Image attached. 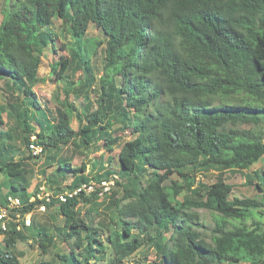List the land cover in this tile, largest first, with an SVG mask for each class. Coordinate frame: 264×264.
Masks as SVG:
<instances>
[{"label":"trees","instance_id":"obj_1","mask_svg":"<svg viewBox=\"0 0 264 264\" xmlns=\"http://www.w3.org/2000/svg\"><path fill=\"white\" fill-rule=\"evenodd\" d=\"M91 26L99 39L87 36ZM60 34L68 43L58 44ZM91 46L102 48L99 68L87 55ZM45 49L58 54L50 66L62 87L52 103H40L33 92L46 81ZM0 81L10 95L0 106V141L11 139L2 130L7 107L25 149L0 144V207L8 196L21 200L0 230V264H20L14 251L26 233L40 255L57 235L73 241L78 254L60 256L67 264H122L144 246L157 264H264V231L236 225L264 208V172L253 175L254 196H235L221 178L264 157L262 138L236 129L264 124V0H0ZM60 93L78 97L79 108ZM31 137L40 155L28 150ZM98 141L107 152L118 149L100 176L122 192L112 204L117 225L105 237L75 210L80 199L90 202L82 191L57 199L69 171L67 188L88 183L82 164L71 169L61 160L42 172L44 192H28L22 169L24 151L31 160ZM210 171L218 172L216 181L197 194L195 177ZM40 206L62 220L57 235L31 220L24 225ZM191 207L218 216L208 243L196 214L184 212Z\"/></svg>","mask_w":264,"mask_h":264},{"label":"rangeland","instance_id":"obj_2","mask_svg":"<svg viewBox=\"0 0 264 264\" xmlns=\"http://www.w3.org/2000/svg\"><path fill=\"white\" fill-rule=\"evenodd\" d=\"M53 25L57 28L59 27V22L53 20ZM87 36L90 40L99 39L100 36L96 30L91 26L88 29ZM68 39L60 34L58 39V44L62 45L68 43ZM62 53V52H60ZM59 53V54H60ZM88 57L92 60L95 67L102 65V48L91 46L87 51ZM42 64L40 67V73L45 75V83L38 84L33 88V92L38 97L40 103L53 102V97L57 93L59 94V88L62 86L57 84L54 81V75L51 74V66L58 61V54L52 53L49 49L44 50V56L41 58ZM94 74L97 76L98 71H95ZM97 79V77H96ZM58 85V86H57ZM63 95V94H62ZM4 98H10L9 90L6 88L5 81H0V106L3 105ZM64 99L67 103H72L78 109L81 103V100L78 97H74L72 94H69L68 98H64L60 93V100ZM5 107V105H3ZM9 109L6 107L5 112L2 115L3 126L2 130L10 131L11 139L8 141L6 139L0 141L6 145L14 146L21 150L24 149L22 143L23 134L20 130L15 128V122L13 119L8 117L6 111ZM73 128L76 127L74 120L70 124ZM239 131H250L256 136L262 138L264 142V124H246L236 126ZM235 129V128H233ZM33 137L30 138V140ZM22 156L23 161V177L29 184L28 192L37 190L45 191L46 186H43L42 183L43 175L42 172L50 173L57 161L68 160L71 169H76L81 166H84V172L82 176L87 179V184L81 185V191L86 197H88L90 202H83L79 200V204L75 207V210L78 212V215L83 219L87 224L90 223L93 227H97L101 231V236L105 237L108 230L114 229L117 225V216L114 212L113 207V198H120L122 196L121 189L114 186V182L106 181L102 178L104 171L107 169V160L109 156L117 155L118 149H114L113 152H107L106 149L102 146V142L98 141L96 144L92 145L88 150H79L77 151L73 148V144L68 146L60 147V150L56 153L44 152L42 156H39L38 159L28 160L26 157L28 153L24 151ZM18 158L14 157V160ZM51 166L50 168H47ZM257 171L264 172V157L259 160L254 165L250 166L245 171H224L221 173L222 180L228 184L235 196H254L257 195V190L255 185L258 183L254 179V173ZM218 177V172L210 171L205 174H199L195 177L196 184L192 189L197 190V194H203L204 188L212 185ZM2 175L0 174V188L3 183ZM73 181V174L69 171L64 178L61 179L59 186L62 191L58 192L57 195L65 194L74 195L73 192L76 189L71 187ZM71 188V189H70ZM77 194V193H76ZM75 194V195H76ZM183 194V193H182ZM187 199L191 200L194 197L193 193H188ZM185 213L196 214L197 221L203 227L199 228L202 238L208 243L209 235L211 229L214 227V222L218 219L216 214L210 213L205 209L198 208H186ZM31 223H34L36 226L41 225L46 228L53 229L54 227H62V220L55 215V209H44L34 210L30 213ZM235 224V222H233ZM256 224L259 225L261 231H264V208H260L256 211H252L249 215V218L236 221V225H239L247 230L256 229ZM57 235V232L54 231ZM135 233V232H133ZM32 233H26L28 237L27 242H18L16 244V250L14 254L18 259L20 264H39L40 262H45L46 264H67L60 259L62 255H68V253L73 252L74 255L78 254V251L74 248V242H65L62 237L55 238L52 247L49 249L48 253L45 255H40L39 249L34 242L31 241ZM0 243L2 244V237L0 236ZM89 264H104V261H89ZM122 264H157L156 253L149 246H144L142 249L132 256L130 259H127ZM246 264V263H240Z\"/></svg>","mask_w":264,"mask_h":264},{"label":"built area","instance_id":"obj_3","mask_svg":"<svg viewBox=\"0 0 264 264\" xmlns=\"http://www.w3.org/2000/svg\"><path fill=\"white\" fill-rule=\"evenodd\" d=\"M28 150L30 151V153L32 155H40L42 153V148L36 144H34L33 142V138L30 140V143L28 144ZM81 187L76 189V191L73 192V194L75 195L76 193H78L79 191H81ZM41 194H38V198H40ZM68 196H71V195H68ZM44 197H45V200L46 202H49L50 198H49V195L47 193L44 194ZM66 195L65 194H60V195H57V199L60 201V202H65L66 201ZM33 198L30 199V201L32 200ZM7 203L5 204L4 207H0V230L1 231H6V228H7V222L12 220L9 216V212L10 210L12 209H16L18 207L21 206V200L17 197H12V196H8L7 197ZM44 206H40L38 208V210H41V211H44ZM30 213H28L27 215L24 216L23 218V223L25 226H29L30 225ZM16 218H19V215L16 214L15 215Z\"/></svg>","mask_w":264,"mask_h":264}]
</instances>
